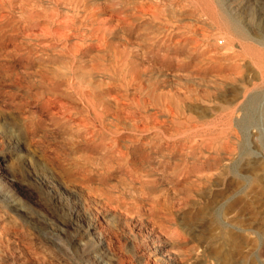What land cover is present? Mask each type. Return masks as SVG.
Returning <instances> with one entry per match:
<instances>
[{
	"label": "rangeland",
	"instance_id": "rangeland-1",
	"mask_svg": "<svg viewBox=\"0 0 264 264\" xmlns=\"http://www.w3.org/2000/svg\"><path fill=\"white\" fill-rule=\"evenodd\" d=\"M0 264H264V0H0Z\"/></svg>",
	"mask_w": 264,
	"mask_h": 264
},
{
	"label": "bare ground",
	"instance_id": "bare-ground-1",
	"mask_svg": "<svg viewBox=\"0 0 264 264\" xmlns=\"http://www.w3.org/2000/svg\"><path fill=\"white\" fill-rule=\"evenodd\" d=\"M21 9H20V11H19V14L20 15H23L24 16V9H23V7H20ZM73 12H75V11H73ZM107 15V14H106ZM229 14H227V16L226 15H224L223 16V20H224V22H225V24L231 29V31L235 34V35H237L238 37H241L242 39L243 38H246V36L247 37H249L248 35H247V33H246V29L244 30L242 27H241V25H238L236 22H234V20H231V17L232 16H230V18H229V16H228ZM61 17V16H60ZM115 17V16H114ZM63 18V17H62ZM235 19V18H234ZM121 22V21H120ZM94 26V25H93ZM38 31V30H37ZM21 32V31H20ZM17 36L18 35H12L11 36V38H9L8 40H9V43L11 42V40H13V39H16L17 38ZM49 36V35H48ZM15 37V38H14ZM8 40H6L4 43H6ZM3 43V44H4ZM8 43V42H7ZM11 45H12V48L13 49H11L12 51L14 50V51H16V49L17 50H19V48L20 47H23V44L22 43H19V44H16L15 42H13V43H11ZM10 46V45H9ZM9 46L8 45H6V47H8V49H10L9 48ZM11 50H9V51H11ZM20 53V52H19ZM9 58V57H8ZM254 101V100H253ZM111 125V124H110ZM6 164V163H5ZM5 164H4V166H5ZM177 196V195H176ZM160 204V206H162V204H161V202L159 201V202H155L153 205H152V208H154L155 206H158ZM164 204H165V202H164ZM111 209V208H110ZM140 217V216H139ZM137 225V224H136ZM158 233V232H157ZM142 236V235H141ZM157 243V242H156Z\"/></svg>",
	"mask_w": 264,
	"mask_h": 264
}]
</instances>
